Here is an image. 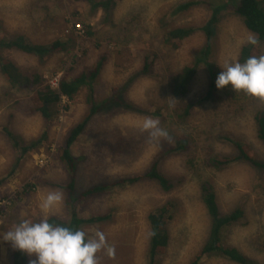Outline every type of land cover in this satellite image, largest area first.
<instances>
[{
	"label": "rangeland",
	"instance_id": "rangeland-1",
	"mask_svg": "<svg viewBox=\"0 0 264 264\" xmlns=\"http://www.w3.org/2000/svg\"><path fill=\"white\" fill-rule=\"evenodd\" d=\"M183 1L188 0H120L107 20L104 12L93 11L86 0L79 3L75 0H0V37L22 34L35 43H50L57 38L64 40L66 35L77 36L75 39L81 45L70 48L69 53L59 51L40 61L13 49L1 52L4 58L18 65L40 69L51 86L70 66L78 73L85 65H92L96 58L95 42L112 52L93 86L98 99L109 96L111 89L121 85L137 67L138 53L154 49L158 54L155 74L137 79L128 88L127 96L135 106L134 112L122 108L99 112L71 146L72 154L79 161L76 191L120 176L146 172L154 161L175 183L167 192L155 181L143 180L122 188L113 187L77 205L78 214L85 218L94 213L108 214L99 224L81 225L88 239L95 238L97 232L105 237V247L96 253L97 264H149L147 248L151 226L147 216L168 201L173 204L172 217L167 223L170 239L158 261L159 264H189L198 255L208 233V216L200 197L203 181L213 187L221 211L235 207L245 211L242 221L224 230V244L235 246L264 264V170L242 162H233L221 170L204 164L208 156L236 154L234 141L245 143L253 155L264 160V147L256 137L253 122L255 111H264V98L226 87L213 93L214 100L200 101L210 81L207 67L201 64L188 95L181 101L184 106L191 102L189 113L183 114L177 108L178 99L173 100L166 91L168 81L159 83V76L165 77L191 63L205 37L197 29L181 41L176 50H166L161 43L160 20L165 16L170 26L197 28L207 18L206 3L222 2L204 0L205 3L174 12ZM132 15H137L138 21L128 24ZM77 24L80 31L75 27ZM87 26L96 34L94 37L86 35ZM250 37L254 35L239 17L223 11L208 61L216 64L220 71L226 63L237 62L241 46L248 43ZM83 48L89 49L88 58L74 65L73 56H80ZM117 49L129 51V60L124 65L114 54ZM258 49L260 56H264V43ZM30 93L28 89L11 88L0 73V178H4L0 200H11L7 208V204L0 207L3 208L0 234L14 228L21 220L32 222L36 215L61 218L69 215L65 191L54 186V183L66 182V171L52 155L63 145L71 128L83 118L88 88H81L72 101L63 97L50 123L28 111ZM142 110L146 113H140ZM145 118L157 120V127L165 134L153 136L141 130ZM3 126L26 139L36 138L47 130V139L23 158L12 173L17 153L3 133ZM171 137L188 139L186 148L179 154L166 153V139ZM41 158H46L42 165ZM29 183L32 186L21 194ZM50 191L61 192L62 201L44 210L41 204ZM9 247V243L0 239V264H12ZM28 258L34 260L35 255ZM198 264L236 263L210 254L203 255Z\"/></svg>",
	"mask_w": 264,
	"mask_h": 264
},
{
	"label": "trees",
	"instance_id": "trees-1",
	"mask_svg": "<svg viewBox=\"0 0 264 264\" xmlns=\"http://www.w3.org/2000/svg\"><path fill=\"white\" fill-rule=\"evenodd\" d=\"M78 3L83 0H75ZM85 1V0H84ZM90 3L93 11L104 12V17L110 20L112 11L120 0H86ZM222 2L206 3L208 15L205 22L200 27L181 26L173 27L166 22L165 16L161 18L162 23V38L161 43L166 50H176L181 41L190 37L195 31L201 30L205 37V42L199 49L197 55L191 63L181 66L175 72H170L167 76H159V83L167 82L166 91L170 97L177 101V108L183 114H188L191 108V102L185 106L182 104L183 98L188 95L190 85L197 74L198 68L201 64L207 67V72L210 78L209 87L205 96L200 98L202 102H209L216 98L217 88L215 86V78L220 72L219 67L208 61L210 52L212 50V42L217 35L218 23L221 19L222 12L228 10L235 16L242 20L245 28L250 31L256 40L255 44L246 43L241 46L237 62L243 63L250 56H260L258 47L264 43V1L261 0H221ZM205 3L204 0H192L180 2L174 12L189 9L197 4ZM75 14V12H74ZM138 21L137 15H132L128 20V24H133ZM81 24V23H80ZM86 35L94 37L96 34L87 26ZM76 37L66 35V39L57 38L50 43H35L22 34L12 35L9 37H0V73L9 83L11 88L28 89L30 95L28 97V111L30 113L38 114L46 123H50L51 119L57 114V109L62 97L72 101L74 96L81 88H88L86 95L87 109L83 118L71 128L63 145L58 148L55 155L57 162L62 165L66 171V182L63 184H56L65 191V200L69 209L68 218H61L56 215L42 216L36 215L32 222H39V220L46 218L51 224H59L61 226L69 227L73 230H81L83 224H99L108 218V214L94 213L85 218L78 214L77 205L81 201L86 200L92 196L106 192L113 187H126L136 184L143 180H153L163 191H170L174 187V180L164 174L158 163L154 161L146 172L131 174L128 176H120L115 180L109 182H100L99 184L91 185L83 190L77 189V164L76 158L71 152V146L77 140L78 136L87 128L92 122L93 118L99 112H108L115 110V108H122L127 111L134 112L135 106L127 96L129 86L139 78L150 77L155 74V61L158 57L156 50L145 49L138 53L140 56V63L131 71L124 79L123 83L111 89L109 96L98 99L95 94L94 84L99 78V74L105 62L111 57L112 52L105 47L101 48L99 42L94 43V50L96 58L92 65L84 66L80 72L76 73V68L70 66L58 80V87L53 88L47 79H45L43 72L34 66H21L9 59L4 58L1 52L5 49H13L20 51L27 55L37 58L39 61L47 58L56 52L69 53L70 48L79 46ZM78 39V38H77ZM80 56L72 58L73 64L80 60H86L89 56V49L83 48ZM122 61V64L128 62L129 51L127 49H117L114 53ZM47 82V83H46ZM1 101V96H0ZM140 113H146L142 110ZM253 122L255 127V134L257 139L264 147V111L258 109L253 115ZM3 133L11 141V144L16 151V160L10 173L14 172L20 165L23 158L28 157L31 153L37 150L43 141L47 139V130L45 129L41 135L36 138L26 139L19 133L10 130L8 126H3ZM186 138V137H185ZM171 137L166 139V153L169 155L179 154L180 150L186 148L187 138ZM173 144L170 146V144ZM237 152L231 156H208L204 164L214 170L224 169L233 162H242L252 165L258 170H264V160L259 159L250 151V148L245 143L233 142ZM4 178H0V186L3 184ZM52 185V184H51ZM32 183L26 184L21 190V194L27 192V188L31 187ZM200 197L208 216V233L201 245L198 255L190 261L189 264H198L203 255L217 254L225 257L236 264H259L258 261L249 257L235 246L226 245L223 242V232L226 228L236 225L245 217V211L242 207H235L227 212L221 211L217 202L216 193L213 187L207 181L200 184ZM10 203V198H6ZM17 199L19 195H17ZM8 203V205H9ZM6 205L5 207L7 208ZM3 208L0 209L2 213ZM173 204L168 201L164 205L155 208L148 214V221L150 222L151 232L148 243L147 253L149 264H159V256L166 252L168 242L170 239L167 223L172 217ZM82 231V230H81ZM86 235V234H85ZM87 238V236H86ZM9 254L12 264H29L27 254L21 253L18 250L9 247ZM21 258V259H20Z\"/></svg>",
	"mask_w": 264,
	"mask_h": 264
},
{
	"label": "clouds",
	"instance_id": "clouds-1",
	"mask_svg": "<svg viewBox=\"0 0 264 264\" xmlns=\"http://www.w3.org/2000/svg\"><path fill=\"white\" fill-rule=\"evenodd\" d=\"M248 43L255 44V38L250 37ZM220 68L215 78L217 89L230 87L232 91L264 98V56H250L243 63H226ZM157 125V120L145 118L141 130L153 136L164 135ZM61 201V192L50 191L41 207L49 210ZM0 239L21 253L35 255L29 264H97L96 253L106 244L103 233L97 232L95 238L88 239L83 231L51 224L46 218L39 222L21 220L14 228L0 234Z\"/></svg>",
	"mask_w": 264,
	"mask_h": 264
},
{
	"label": "built area",
	"instance_id": "built-area-1",
	"mask_svg": "<svg viewBox=\"0 0 264 264\" xmlns=\"http://www.w3.org/2000/svg\"><path fill=\"white\" fill-rule=\"evenodd\" d=\"M76 27V29L78 30V31H80L81 30V28H80V24H77V26H75ZM58 87V81L55 83V84H53L52 85V87L54 88V87ZM56 87V88H57ZM63 98V97H62ZM65 98V97H64ZM67 99V98H66ZM46 162V158H41V159H39V163H40V165H42V164H44ZM8 201L6 202V200H0V207H2V206H4V205H8Z\"/></svg>",
	"mask_w": 264,
	"mask_h": 264
},
{
	"label": "bare ground",
	"instance_id": "bare-ground-1",
	"mask_svg": "<svg viewBox=\"0 0 264 264\" xmlns=\"http://www.w3.org/2000/svg\"><path fill=\"white\" fill-rule=\"evenodd\" d=\"M6 2V1H5ZM47 83V82H46ZM22 164V163H21ZM31 165V164H30ZM21 259V258H20Z\"/></svg>",
	"mask_w": 264,
	"mask_h": 264
}]
</instances>
